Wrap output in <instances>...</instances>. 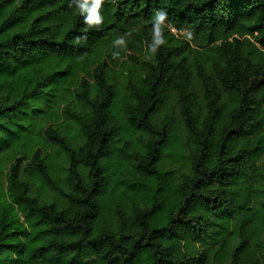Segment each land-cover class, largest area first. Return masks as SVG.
<instances>
[{"label": "trees", "instance_id": "obj_1", "mask_svg": "<svg viewBox=\"0 0 264 264\" xmlns=\"http://www.w3.org/2000/svg\"><path fill=\"white\" fill-rule=\"evenodd\" d=\"M68 4L0 0V264H264V0Z\"/></svg>", "mask_w": 264, "mask_h": 264}, {"label": "clouds", "instance_id": "obj_2", "mask_svg": "<svg viewBox=\"0 0 264 264\" xmlns=\"http://www.w3.org/2000/svg\"><path fill=\"white\" fill-rule=\"evenodd\" d=\"M106 2L109 0H69V8L75 9V12L83 18L85 27L82 29L83 35H78L72 41L73 44L79 45L82 41L87 40V32L89 30H101L104 25L103 9ZM115 2V0H111ZM151 41L146 43L147 54L155 57L160 48L167 45L168 41L164 36L166 29H171L172 26L168 22V13L164 9H157L151 17ZM135 30L129 31L118 36L112 41L111 56L113 60H119L122 53L128 51V38L133 35ZM180 31L187 33V38H192V32L188 29Z\"/></svg>", "mask_w": 264, "mask_h": 264}, {"label": "rangeland", "instance_id": "obj_3", "mask_svg": "<svg viewBox=\"0 0 264 264\" xmlns=\"http://www.w3.org/2000/svg\"><path fill=\"white\" fill-rule=\"evenodd\" d=\"M171 30H173L174 33L180 34V35L184 36L185 38H187L186 32H182L180 30H176V29H172V28H171ZM125 59H127V58L125 57ZM147 60H149V57H147V55H145L144 59L140 57V58H136L134 60H130L129 65L132 68L133 72H135L137 70L140 71L138 69V67H145Z\"/></svg>", "mask_w": 264, "mask_h": 264}]
</instances>
